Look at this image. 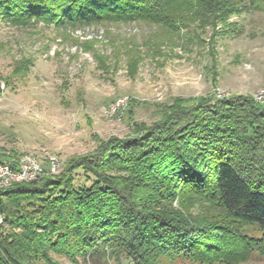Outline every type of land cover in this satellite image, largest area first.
I'll list each match as a JSON object with an SVG mask.
<instances>
[{
	"label": "trees",
	"instance_id": "obj_1",
	"mask_svg": "<svg viewBox=\"0 0 264 264\" xmlns=\"http://www.w3.org/2000/svg\"><path fill=\"white\" fill-rule=\"evenodd\" d=\"M239 8L232 0H0V18L55 29L142 21L159 30L142 43L159 55L172 40L213 47L235 32L229 17ZM135 47L129 72L142 52ZM32 64L16 62L4 87L14 89L12 76ZM157 108L150 124L134 121L128 136L98 138L58 174L0 189V264H58L54 255L75 264L121 255L133 264L179 256L230 264L254 249L264 256V105L252 95L212 94L176 96ZM78 170L90 183L79 181ZM245 225L260 237L244 234Z\"/></svg>",
	"mask_w": 264,
	"mask_h": 264
},
{
	"label": "rangeland",
	"instance_id": "obj_2",
	"mask_svg": "<svg viewBox=\"0 0 264 264\" xmlns=\"http://www.w3.org/2000/svg\"><path fill=\"white\" fill-rule=\"evenodd\" d=\"M232 1L240 5L239 12L229 17L235 32L220 35L213 47L167 41L159 55L148 53L147 43L142 44L159 30L142 21L55 29L40 22L16 26L0 18V154L14 155L9 156L11 161L33 154L45 166L48 156L55 155L59 170L43 175H56L68 159L92 151L98 138L128 136L134 121L150 124L157 117V105L176 96L215 95L219 88L228 95L254 98L264 87V0ZM206 30L201 36L208 40ZM113 36L115 42L107 39ZM136 44L142 52L136 72H129L127 57ZM27 57L33 64L23 76L10 78L14 89L4 87L15 63ZM97 57L104 59L108 70ZM119 96L128 98L121 119L102 115L100 108ZM77 173L79 181L90 183L81 170ZM242 232L253 238L261 235L254 225H245ZM242 249L237 247V253ZM54 259L58 264H75L60 255ZM159 261L206 264L182 256ZM105 264L133 263L121 255ZM230 264H264V256L254 249L244 261Z\"/></svg>",
	"mask_w": 264,
	"mask_h": 264
},
{
	"label": "built area",
	"instance_id": "obj_3",
	"mask_svg": "<svg viewBox=\"0 0 264 264\" xmlns=\"http://www.w3.org/2000/svg\"><path fill=\"white\" fill-rule=\"evenodd\" d=\"M228 96L222 89L217 88L215 97L221 98ZM254 100L264 105V87H261L255 94ZM128 106V98L119 96L100 108L101 114L109 117L121 119ZM47 165L33 154H21L14 161L0 160V189H6L14 183L32 181L38 179L46 172H56L59 170V160L57 156L50 155L47 158ZM2 217H0V221Z\"/></svg>",
	"mask_w": 264,
	"mask_h": 264
}]
</instances>
